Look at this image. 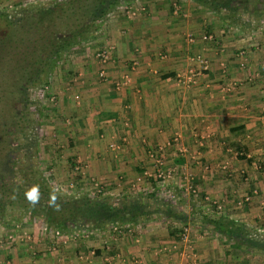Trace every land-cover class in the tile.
Wrapping results in <instances>:
<instances>
[{
    "label": "crops",
    "instance_id": "obj_1",
    "mask_svg": "<svg viewBox=\"0 0 264 264\" xmlns=\"http://www.w3.org/2000/svg\"><path fill=\"white\" fill-rule=\"evenodd\" d=\"M30 1L0 0V7H23ZM186 1L134 0L133 11H122L126 2L108 14L95 31V41L102 45L98 50L109 47L112 52L107 79L100 78L97 66L96 76L80 82L83 110L78 116L65 113L75 115L81 149L93 158L83 164L88 174L100 177L101 168L111 170L112 156L99 158L114 143L124 152L119 164L133 165L138 174L153 165L150 150L166 149L169 165L188 171L197 192L218 200L223 210L198 206L181 175L180 183H173L188 223L162 213L137 223L80 227L57 235L34 219L29 239L12 242L13 264H264V24L227 19L220 24L212 20L220 15ZM212 31L214 39H202ZM198 54L209 61V70L192 83H180L176 75L188 71L190 58ZM124 75L129 85L117 90L114 82ZM104 134L107 146L102 149L99 136ZM70 158L84 162L79 155ZM149 181L155 184L154 178ZM253 242L259 246L251 247Z\"/></svg>",
    "mask_w": 264,
    "mask_h": 264
},
{
    "label": "trees",
    "instance_id": "obj_2",
    "mask_svg": "<svg viewBox=\"0 0 264 264\" xmlns=\"http://www.w3.org/2000/svg\"><path fill=\"white\" fill-rule=\"evenodd\" d=\"M195 1L212 13L224 14L223 18L232 24L241 23L243 14L264 19V7H259L264 0H255L253 6L251 0ZM49 2H34L12 13L0 10V20L5 24V31L0 34V221L10 220L12 214L8 212L19 209L46 222L49 228L64 232L80 227L132 224L162 213L188 222V214L179 205L163 202L157 191L122 198L101 192L70 196L57 192L48 183L39 161L37 121L30 117L29 91L36 85L50 84L53 68L65 61L72 49L91 38L107 22L108 14L134 0ZM67 162L74 172L78 167L76 160L68 157ZM219 220L217 224L221 226L223 217ZM252 246L259 244L253 242Z\"/></svg>",
    "mask_w": 264,
    "mask_h": 264
},
{
    "label": "rangeland",
    "instance_id": "obj_3",
    "mask_svg": "<svg viewBox=\"0 0 264 264\" xmlns=\"http://www.w3.org/2000/svg\"><path fill=\"white\" fill-rule=\"evenodd\" d=\"M40 1L41 0H32L28 2L27 5ZM192 1L193 0H187L186 2L189 3ZM41 2L46 4L50 3L49 0ZM134 5L135 4L133 2L129 3L132 11L135 8ZM199 6H201L202 9H206L202 5ZM262 6L264 7V5ZM19 8L21 7L17 4H13L10 7H0V10L12 13L15 11L17 12ZM123 10L124 9L122 8V11ZM208 12L209 14L211 13L210 15L214 14L211 11ZM255 12L257 11L255 10ZM223 16L224 14L216 16L212 20H215V22L218 21L222 24L221 20L224 19ZM241 18V22H244V25L255 24V27H259L264 24L262 18H251L247 14H243ZM110 22L111 21H108L107 24ZM4 26V22L0 20V34H3L2 31H5ZM211 34L214 35L213 31ZM96 36L97 35L94 33V35L86 42H83L72 49L66 55L65 61L59 62L53 68L50 75V84L44 86L36 85L29 91L32 101L30 107V117L37 121L35 133L38 134L39 161L43 168V175L47 179L48 183L53 186L57 192L70 196L81 192H101V194H105V196L112 197L113 195H110L111 193L116 196H120L129 191L133 194L131 196H139V194L142 195L146 191L159 189L158 193L160 192V197L166 200L165 203L168 205L169 203L172 205H179L180 203V200L177 197L178 195L176 194L177 187H175L176 184L173 182L176 179L177 182L180 183L178 178L182 175L181 177L185 178V184L187 182V186L185 185L187 188L186 193L189 192L188 194L193 198L196 194H198V190L195 183H192L193 181L190 173L186 170L180 171L179 168H176L175 166H170L168 162L169 158L166 157V154H168L166 149L162 151L150 150L148 152L149 156L154 154L152 159L155 161H153L152 166L146 168L147 172L144 174H138V171L136 172L133 165L130 167L132 173L127 174V171L130 170V168L128 165L119 164L121 154L124 152H120L122 147L119 148L117 145L120 146V144L117 143H114L112 147L108 146V152L106 153L105 151H102L105 155H102L100 158L98 157L99 159H102L106 156V158L111 160L109 155L112 156L114 164L111 165V172L108 167L101 168L104 172L103 174L100 172L102 174L100 175L102 178H100L97 174H88L87 167L83 168V164L87 163L86 160H92L93 158H91V156L89 158L86 157L90 152L87 153L81 149L83 144H80L79 141H82L80 139L83 136L79 130L80 125H76V121H73L75 115L68 116L65 111L78 116L80 110H83L81 89L79 88L80 82L86 77H92L94 74L96 76L98 69L97 66H99L95 54L102 45L95 41ZM6 67H8V65ZM80 73L83 74L80 75ZM63 97L66 98L65 101L63 100ZM75 125L76 127L74 128ZM71 126H73V128H70ZM99 139H101V142L103 143L102 146L100 145L99 147L104 149V146H107V135L104 134L99 136ZM90 140L93 141V139ZM157 154L160 157H157ZM72 155H79L81 156V160H84V162L82 161L83 163L77 164L78 167L74 170V172L70 171V164L67 162V158ZM115 155L117 157H115ZM101 169L99 171H102ZM150 178H154L155 184H152V181H149L151 180ZM130 179H133L132 183L127 184L126 182ZM191 186H194L196 189L195 193L192 191L193 189H191ZM188 194L186 197L187 199L190 197ZM202 196L203 195L198 194V196L195 197L196 204L204 208L210 206L207 201L202 199ZM191 197L189 198V201L192 199ZM190 203L193 204L191 201ZM9 213L12 214L10 220L2 219L0 221V264H7V262L13 264L15 259L11 253V249L13 248L11 247L13 246L12 242L15 241L17 242L15 244H20L24 241V239H29L30 234L28 226H33L31 224L34 218L28 211L15 209L10 210L8 214ZM42 228L44 232H46L48 231L49 226L48 228L46 227L47 230L45 229V226Z\"/></svg>",
    "mask_w": 264,
    "mask_h": 264
},
{
    "label": "built area",
    "instance_id": "obj_4",
    "mask_svg": "<svg viewBox=\"0 0 264 264\" xmlns=\"http://www.w3.org/2000/svg\"><path fill=\"white\" fill-rule=\"evenodd\" d=\"M123 9L128 10L129 12L131 11V7L129 5L124 6ZM202 39L203 40H210V39H214V36L212 34H205V35H203ZM95 57H96V60L98 61L99 65H100L98 74H99L101 79L106 80L107 74H106L105 68H106V65L112 59L111 49L109 47L102 48L96 52ZM190 60L192 61L193 66L190 67V69L188 71L179 72L176 75V78L180 83H192V82L196 81V79L200 75L204 74V72L209 70V61L206 58H204L201 54L193 56L192 58H190ZM114 84H115V87L117 90H121V89L128 87L129 76L124 75L120 80H116L114 82ZM153 156H154V154H152L151 157H153ZM191 189H193L192 191L194 193L196 192V189L194 188V186H191ZM198 194H200V193H198ZM198 194H196V196H198ZM202 199L204 201H207V203L210 206L217 208L219 211L223 210V206L218 200H214V199H212L210 197H206V196H203ZM245 200L249 201L250 198H246ZM60 233L61 232L57 230L56 234L59 235ZM186 233H187V229H185V232L182 233L183 239L187 238ZM76 235H79V233L77 232L75 234V236Z\"/></svg>",
    "mask_w": 264,
    "mask_h": 264
},
{
    "label": "flooded vegetation",
    "instance_id": "obj_5",
    "mask_svg": "<svg viewBox=\"0 0 264 264\" xmlns=\"http://www.w3.org/2000/svg\"><path fill=\"white\" fill-rule=\"evenodd\" d=\"M247 1H249V0H247ZM251 1H252V0H251ZM251 1H250V2H251ZM254 3H256V1H252V2H251L252 6H253ZM259 4H261V3H259ZM262 5H264V3H262ZM262 5L259 6V7H263Z\"/></svg>",
    "mask_w": 264,
    "mask_h": 264
}]
</instances>
